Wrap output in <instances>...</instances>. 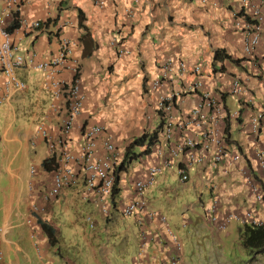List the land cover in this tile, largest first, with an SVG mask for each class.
<instances>
[{"label":"crops","instance_id":"1","mask_svg":"<svg viewBox=\"0 0 264 264\" xmlns=\"http://www.w3.org/2000/svg\"><path fill=\"white\" fill-rule=\"evenodd\" d=\"M239 9L237 0H102L101 5L95 0H26L17 7L19 26L11 35L18 51L24 55L33 53L36 60L55 56L60 40L72 42V56L79 63L80 86L85 98L65 139L66 150L75 153L82 142L83 127L96 124L102 127V137H110L119 162L125 144L132 137L152 130L159 123L151 116L157 95L177 92L175 107L187 110L199 100V90L189 86L198 77L226 110H238L237 118L225 120L224 130L248 164L252 143L264 149V128L257 134L250 133L247 122L253 112L260 110L264 123V54L259 49L254 59H250L241 52V33L235 26ZM0 13L9 24L13 10L5 9L4 0H0ZM34 20L40 21L37 29L29 27ZM22 22L27 25L25 28ZM216 50L220 51L218 58H214ZM167 59L173 68L170 76L161 78V86L151 91L150 81L159 77L160 66ZM177 61L186 64L180 75H176ZM194 65L199 66L197 74L191 71ZM25 71L38 72L33 81L37 91L31 98L28 84L21 78ZM14 74L26 87L0 101V264H44L41 256L47 254L50 244L41 224L53 229L56 242L61 230L53 221L55 215L65 213L78 202L97 204L92 194L85 191L78 167H75L74 183L55 197L43 198L50 185L51 169H43L42 160L48 157L55 160L62 143L49 151L43 140L33 135L39 123L55 135L65 108L52 98L50 88L44 83V71L21 66L14 69ZM233 76L239 77L250 102L239 105L242 100L228 92ZM56 77L67 79L69 75L61 71ZM2 81L0 73V84ZM229 97L235 101L234 109L228 105ZM97 151L103 152L99 141ZM27 158L35 163L38 160V166L34 163L35 167L25 168ZM180 159L176 157L172 163L175 170ZM133 160H137L136 165H131L130 160L118 173L117 192L109 203L114 210L119 211L121 203L133 194L132 182L144 177L146 167L158 161L152 153ZM211 168L209 159L195 165L192 175L195 181L189 185L199 189L203 186L208 196H216L219 213L250 208L264 222V197L259 202L251 200L236 167L225 172L219 167ZM210 179L214 187L207 184ZM145 203L146 209L152 210L146 200ZM97 211L100 213L98 206ZM100 215L109 223V213ZM131 218L138 226L137 250L125 256L112 255L113 264H163L173 250L157 218L153 217L144 231H151L157 238L147 242L140 255L141 227L136 217ZM92 222L94 226L95 221ZM182 263L181 256L179 264ZM64 264L73 263L65 258Z\"/></svg>","mask_w":264,"mask_h":264},{"label":"built area","instance_id":"2","mask_svg":"<svg viewBox=\"0 0 264 264\" xmlns=\"http://www.w3.org/2000/svg\"><path fill=\"white\" fill-rule=\"evenodd\" d=\"M23 1L26 0H4L5 9L11 10L12 8L15 12ZM237 1L240 6V17L235 22V26L240 29L241 33V52L247 58L254 59L259 49L264 54V2L262 0ZM95 3L101 5L102 0H95ZM3 17L0 13V73L3 77L0 84V101L15 91L25 89L24 82L15 76L14 69L21 66H31L45 72L44 83L50 88L52 98L60 101L65 108L61 125L55 135L40 123L36 126L33 135L34 138L36 136L41 138L49 151L53 150L56 144H60V141L62 143L58 156L55 158V167L50 172V185L43 198L55 197L63 188L74 183L75 167H78L82 171L85 191L92 194L100 213L106 216L115 179V168L118 164V156L110 137H102V127L90 124L83 127L81 131L82 142L75 153L66 150L64 146L65 139L71 130L72 121L80 114L85 98L80 86L79 63L72 56V42L62 39L55 56L36 60L33 53L24 55L18 51L16 43L12 40L11 31L13 29L11 31L7 29L8 24ZM22 25L23 28L27 26L24 22ZM29 27L39 28L40 21H31ZM121 52L122 49L119 48L118 53ZM175 64L176 75L182 74L186 64L182 61H177ZM172 69V63L167 59L160 66L159 77L150 81L151 91L161 86V78H169ZM61 71H66L69 77L67 79L56 77V74ZM191 71L197 74L199 66H192ZM189 86L192 90H199V100L187 110L175 107L177 92L169 91L157 95L151 116L159 120L160 128L149 153H152L158 161L146 167L144 177L133 181V194L119 206L121 216L136 217L137 223L141 227L138 255L144 252L147 242L156 240V234L151 231H144L146 224L153 217L158 219L165 230L166 239L174 251L163 264L180 263L181 242L169 230L164 216L146 209L142 192L153 181V176L161 168L172 165L176 157L181 158L180 166H176V174L180 182L188 180V168L202 164L209 159L211 169L219 167L225 172L229 168L236 167L243 186L253 202H259L264 197V149L255 147L252 143V156L250 159L248 158V164H245L239 147L233 140L227 138L224 130L225 120L237 118L238 110L231 112L226 110L221 100L214 97L211 90L204 87L198 77ZM262 86L264 88V80ZM227 90L231 95L242 100L239 105L241 102L248 103L251 101L244 95V86L237 76L230 79ZM146 117L149 118L150 116L147 115ZM247 122L250 133L257 134L260 128H264L260 110L253 112ZM98 141L103 148L102 153L97 151ZM32 171L33 167L30 168V172ZM212 182L210 179L207 184L214 187ZM202 207L205 213V223L214 229L224 228L232 219L241 223L264 225V222L258 219L250 208L219 213L217 198L214 195L209 196L207 201L202 203ZM86 219L89 220V217L87 216ZM92 225L91 222L90 226Z\"/></svg>","mask_w":264,"mask_h":264},{"label":"rangeland","instance_id":"3","mask_svg":"<svg viewBox=\"0 0 264 264\" xmlns=\"http://www.w3.org/2000/svg\"><path fill=\"white\" fill-rule=\"evenodd\" d=\"M37 76L38 72L33 71L21 73V78L28 84L29 98L37 91V84L33 82ZM228 105L230 109L236 107L232 97L228 98ZM136 162L132 160L131 165ZM34 163L25 159V168ZM35 165L38 166V160ZM128 172H131L130 168ZM193 173L194 166L188 169L189 180L182 183L174 165L161 168L142 192L149 207L166 218L169 229L180 240L182 264H264V252L254 253L242 246L237 231L240 221L232 219L220 230L205 223L201 202L207 201L208 191L203 186L201 189L190 186L195 181ZM199 192L200 202L197 200ZM107 212L111 218L109 223L102 218L96 205L78 202L65 213L55 215L53 221L61 234L50 244L47 254L41 256L44 264H64L65 258L73 264H108V260L113 264L112 255L125 256L137 250L138 226L133 219L122 217L110 206ZM92 221H95L93 227L90 226Z\"/></svg>","mask_w":264,"mask_h":264},{"label":"trees","instance_id":"4","mask_svg":"<svg viewBox=\"0 0 264 264\" xmlns=\"http://www.w3.org/2000/svg\"><path fill=\"white\" fill-rule=\"evenodd\" d=\"M18 26L16 18V12L12 13V19L7 26V29L11 31ZM219 50L215 51L214 58H218ZM160 128V123L150 131H143L139 135L134 136L125 144L123 149V155L118 165L115 168V179L112 187V193L117 192L116 183L118 181V173L125 168V165L133 159L138 158L141 155L149 153L150 148L156 141V134ZM227 130V128H226ZM55 167V160L53 157H48L42 160V168L45 170H52ZM43 230L47 235L49 244L55 243L54 231L44 223L41 224ZM238 235L240 236L241 244L244 248L254 253L264 252V225H255L247 222L241 223L237 227Z\"/></svg>","mask_w":264,"mask_h":264},{"label":"clouds","instance_id":"5","mask_svg":"<svg viewBox=\"0 0 264 264\" xmlns=\"http://www.w3.org/2000/svg\"><path fill=\"white\" fill-rule=\"evenodd\" d=\"M16 12V11H15ZM146 155V154H145ZM140 157V156H139ZM119 163V162H118ZM118 165V164H117ZM188 179H189V176H188ZM149 186V185H148ZM147 186V187H148ZM202 205V204H201ZM152 211V210H151ZM155 212V211H154ZM157 213V212H156ZM158 214V213H157ZM160 215V214H159ZM163 216V215H162ZM123 217V216H122ZM158 220V219H157ZM244 223V222H243ZM92 227H93V225H92ZM169 228V227H168Z\"/></svg>","mask_w":264,"mask_h":264}]
</instances>
